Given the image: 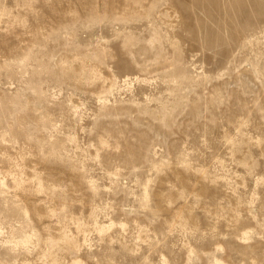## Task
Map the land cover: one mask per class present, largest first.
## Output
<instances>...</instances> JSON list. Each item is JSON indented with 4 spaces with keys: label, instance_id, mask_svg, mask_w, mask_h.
Listing matches in <instances>:
<instances>
[{
    "label": "rangeland",
    "instance_id": "1",
    "mask_svg": "<svg viewBox=\"0 0 264 264\" xmlns=\"http://www.w3.org/2000/svg\"><path fill=\"white\" fill-rule=\"evenodd\" d=\"M0 264H264V0H0Z\"/></svg>",
    "mask_w": 264,
    "mask_h": 264
}]
</instances>
